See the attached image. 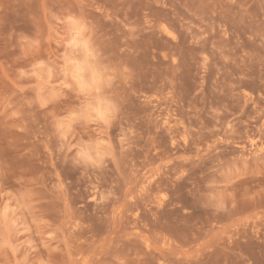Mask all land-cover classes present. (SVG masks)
Returning <instances> with one entry per match:
<instances>
[{
	"label": "rangeland",
	"instance_id": "374dc122",
	"mask_svg": "<svg viewBox=\"0 0 264 264\" xmlns=\"http://www.w3.org/2000/svg\"><path fill=\"white\" fill-rule=\"evenodd\" d=\"M0 264H264V0H0Z\"/></svg>",
	"mask_w": 264,
	"mask_h": 264
},
{
	"label": "clouds",
	"instance_id": "9594fccd",
	"mask_svg": "<svg viewBox=\"0 0 264 264\" xmlns=\"http://www.w3.org/2000/svg\"><path fill=\"white\" fill-rule=\"evenodd\" d=\"M68 23L77 25L76 35L73 36V40H75V39H77L79 37L80 31L83 28V21H78V20H74L72 18H69ZM95 59L98 60V57H95ZM85 91H87V90H85ZM113 110H114V106H113ZM94 113H98L101 116L103 115L100 112V109L98 107L94 106V101H93V102L87 103L84 106V108H83V110L81 112V118L87 119L89 116L93 115Z\"/></svg>",
	"mask_w": 264,
	"mask_h": 264
},
{
	"label": "bare ground",
	"instance_id": "6f19581e",
	"mask_svg": "<svg viewBox=\"0 0 264 264\" xmlns=\"http://www.w3.org/2000/svg\"><path fill=\"white\" fill-rule=\"evenodd\" d=\"M73 28H74V27H73ZM75 29H76V28H75ZM72 30H74V29H72ZM81 31H82V30H81ZM73 34H75V30H74V33H73ZM82 34H83V32H82ZM82 34H81V32H80L79 37H80ZM74 36H75V35H74ZM79 37L77 38V41H78L77 44H78V45L76 44V41L73 42V41H74V40H72L73 37H71L72 44L75 43L76 46L84 47V46H83V44H84L83 42H82V45H80L79 42H81V41H80ZM82 37H83V36H82ZM80 38H81V37H80ZM69 40H70V39H69ZM69 40H67V41H69ZM85 40H86V39H85ZM72 44H71V45H72ZM72 46H74V45H72ZM85 46H86V45H85ZM81 47H80V48H81ZM73 48H74V47H73ZM75 48H76V47H75ZM78 48H79V47H77V49H78ZM85 48H86V47H85ZM88 48H89V47H88ZM82 49H84V48H82ZM80 50H81V49H80ZM83 51H84V50H83ZM85 52H86V49H85ZM80 53H81V52H80ZM83 54H84V53H83ZM87 54H88V52L85 53V55H86L85 57H89V56H90L89 54H91V52H90L88 55H87ZM91 56H92V55H91ZM80 59H81V58H80ZM84 59H85V58H84ZM81 60H82V59H81ZM90 61H91V60H90ZM91 63H92V62H91ZM83 64L86 65V63H84V62H83ZM73 65H74V64H73ZM76 65H77V64H76ZM76 65H75V66H76ZM85 65H84V66H85ZM84 66L81 64L80 67H81V68L83 67V69L86 71V69H85ZM76 67H77V66H76ZM91 67H93V66L91 65ZM91 67H90V68H91ZM72 68L75 69V67H72ZM72 68H71V69H72ZM93 68H94V67H93ZM93 68H92V69H93ZM72 70H73V69H72ZM77 70H78V69H77ZM77 70H76V71H77ZM76 71H75V72H76ZM91 71H92V72H95V71H93V70H91ZM80 72H81V71H79V74H80ZM97 72H98V70H97ZM81 73H83V72H81ZM91 74H92V73H91ZM94 74H95V73H94ZM70 75H71V77H72V74H71V73H70ZM73 75H74V74H73ZM77 75H78V72H76V76H77ZM95 77H96V76H94L93 78H95ZM98 77H99V76H98ZM78 78H79V76H78ZM71 79H72V78H71ZM76 79H77V78H76ZM95 79H98V78L96 77ZM95 79H94V82L96 81ZM74 80H75V79H74ZM80 82H81V84H82V83H85V85H83V84H82V85H83L84 87H86V81H84V82H82V81H78L79 84H80ZM76 83H77V81H76ZM88 84H89V83H88ZM92 85H93V84H92ZM93 86H94V85H93ZM97 86H99V84H97ZM75 87H76V86H75ZM77 87H78V86H77ZM77 87H76V89H77L78 91H80V89H81L80 86H79L78 88H77ZM89 87H91V86H89ZM89 87H88V89L90 90ZM99 87H100V86H99ZM79 88H80V89H79ZM84 89H86V88H84ZM84 89H82V90H84ZM97 89H98V87H96V91H97ZM82 90H81V91H82ZM91 90H93V89H91ZM98 103H99V102H98ZM99 105H100V104H99Z\"/></svg>",
	"mask_w": 264,
	"mask_h": 264
}]
</instances>
